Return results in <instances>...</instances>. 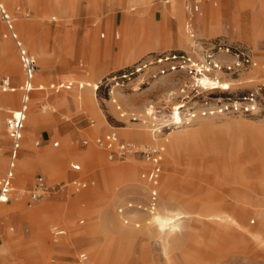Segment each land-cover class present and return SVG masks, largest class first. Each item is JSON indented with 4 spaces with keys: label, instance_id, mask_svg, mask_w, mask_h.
<instances>
[{
    "label": "rangeland",
    "instance_id": "rangeland-1",
    "mask_svg": "<svg viewBox=\"0 0 264 264\" xmlns=\"http://www.w3.org/2000/svg\"><path fill=\"white\" fill-rule=\"evenodd\" d=\"M193 1L198 39L243 46L256 62L220 73L217 89L197 86L186 72L156 75L155 65L114 79L162 51L189 49L184 0L180 16L164 0H4L36 58L38 88L31 92L36 120L28 103L12 198L0 211V264H264V0ZM8 32L0 17V82L10 75L17 88L0 91V177L10 147L7 119L21 107L24 82ZM69 82L71 89L49 88ZM94 83L102 84L93 90ZM251 90L263 97L258 113H200L207 103ZM175 111L183 122L163 126ZM156 125L163 128L155 134ZM110 131L139 148L165 145L157 212L166 202L172 220L164 226L153 221L155 213L137 212L129 223L119 213L127 201L147 199L142 173L149 164L139 154L110 159L94 142ZM37 175L52 189L33 200ZM75 179L95 183L77 190ZM56 228L65 233L56 236Z\"/></svg>",
    "mask_w": 264,
    "mask_h": 264
},
{
    "label": "built area",
    "instance_id": "built-area-1",
    "mask_svg": "<svg viewBox=\"0 0 264 264\" xmlns=\"http://www.w3.org/2000/svg\"><path fill=\"white\" fill-rule=\"evenodd\" d=\"M185 1V10L191 20L198 12L199 6L191 2V0ZM0 14L2 20L8 27L10 34L16 40L19 47L20 59L25 73V83L22 86L24 91L23 104L20 110L12 113L11 117L7 120V133L10 139L9 150V162L5 174L0 177V209L11 198L15 187V176L17 162L19 159V153L22 146L24 137L25 121L28 114L29 93L34 89L33 79L37 70L36 59L31 55L24 47L22 42L18 39V36L14 30L13 19L8 13L5 4L0 0ZM189 34L191 38V44L188 50L181 51H164L152 55L146 60H142L135 63L128 69L121 72L116 78L126 79L131 76L140 74L149 66L155 65L156 75H166L175 72H186L193 77L194 83L197 86H206L210 89H217L221 86L220 73L224 71L243 70L256 65L253 59L252 52L243 46L228 45L225 42L217 41L208 43L201 41L197 38L195 31L192 28L191 23L188 25ZM225 53L229 57L233 58V61L224 60L221 55ZM198 55H202L199 57ZM203 79H206L205 81ZM204 81V83H203ZM102 84V83H101ZM96 85V89L101 85ZM119 84V82H118ZM73 83L67 84L61 83L58 85H52L51 89L59 90L60 88L71 89ZM83 84L79 87L83 88ZM16 87L12 85L11 77L6 76L0 83V91L8 92L15 91ZM263 97L261 98L258 91H248L239 98H229L216 105H209L208 103L200 110V113L204 116L216 115V114H253L258 113L263 105ZM116 102V100H114ZM180 114V113H179ZM190 118L197 116V110L188 113ZM169 120V121H168ZM168 121L166 125L178 126L183 122L182 117L177 120L174 117L172 119H166ZM162 126L156 125L154 133H160ZM156 134V133H155ZM85 144L89 143V139H84ZM95 144L108 152L110 159L118 158L125 159L128 156L139 154L149 166L142 173V178L149 185V192L147 199L142 200H129L121 207H119V213L124 216L125 223H129L130 217L135 213H154L160 203V183L163 174V164L165 159L166 147L161 142H155L153 144L146 145L142 148L136 147L134 143L125 141L115 131H110L102 136L95 138ZM40 143L37 142V145ZM55 146L59 145V142L54 143ZM77 170L81 169L80 164H76ZM77 190L87 188L95 183L93 179H75L72 181ZM52 187L48 184L43 175H38L30 196L33 200L38 199L42 195L48 193ZM81 223L84 220L80 221ZM140 222L136 221L135 225L140 226ZM55 235H61L65 233L64 229L56 228ZM87 255L85 252L80 253L79 259L85 260Z\"/></svg>",
    "mask_w": 264,
    "mask_h": 264
},
{
    "label": "crops",
    "instance_id": "crops-1",
    "mask_svg": "<svg viewBox=\"0 0 264 264\" xmlns=\"http://www.w3.org/2000/svg\"><path fill=\"white\" fill-rule=\"evenodd\" d=\"M3 2H4V0H2ZM165 1V3H170L171 2V8H170V11H171V13H173L174 15H178V16H180L179 14H178V11L180 10V3L178 2V1H181V0H164ZM191 2L192 3H194V4H197L198 5V2H195V1H193V0H191ZM4 4H5V2H4ZM184 5H185V1H184ZM5 7H6V9H7V11H8V8H7V6H6V4H5ZM8 13L10 14V12L8 11ZM11 15V14H10ZM196 15V14H195ZM195 15H194V17H195ZM0 17H1V20H2V16H1V14H0ZM194 17L190 20L189 19V17H188V15H187V13H186V20H185V25H184V28H185V30H186V32L188 33V35H189V38H190V34H189V28H188V25H189V23H191V25H192V28H193V30L195 31V27H194ZM202 19L203 20H205L206 19V15L204 16V15H202ZM3 21V20H2ZM3 23H4V21H3ZM5 24V23H4ZM6 25V24H5ZM14 25V24H13ZM7 27V26H6ZM7 29H8V27H7ZM8 31H9V29H8ZM8 33H10V31L8 32ZM196 33V32H195ZM17 34V33H16ZM103 36H104V34H102ZM17 36H18V34H17ZM198 38V37H197ZM18 39H19V37H18ZM191 39V38H190ZM20 40V39H19ZM16 41V40H15ZM17 43V42H16ZM23 44V43H22ZM17 47H18V45H17ZM24 47V46H23ZM18 49H19V47H18ZM26 49V48H25ZM27 50V49H26ZM184 50V49H183ZM169 51H180V50H169ZM162 52H164V51H162ZM161 53V52H160ZM31 54V53H30ZM19 55H20V52H19ZM32 55V54H31ZM34 56V55H33ZM36 59V58H35ZM21 60V59H20ZM36 63H37V61H36ZM38 66V65H37ZM132 66V65H131ZM130 66V67H131ZM23 72H24V70H23ZM36 74V73H35ZM7 76H10V75H7ZM6 77V76H5ZM4 77V78H5ZM11 77V76H10ZM3 78V79H4ZM2 79V80H3ZM25 79H26V77H25V73H24V82H23V84H22V86L24 85V83H25ZM2 82V81H1ZM0 82V83H1ZM11 82H12V79H11ZM72 83V82H71ZM58 84H61V83H58ZM58 84H56V83H53V84H51V85H49V88L51 89V86L52 85H58ZM12 85H13V83H12ZM80 85V84H79ZM87 85H92V83L89 81V82H87ZM94 85V88H93V90L94 89H96V83H94L93 84ZM22 86L20 87V89L21 90H23L22 89ZM33 86H34V89L32 90V91H34V90H37V88H38V86H37V84H36V80H35V76H34V79H33ZM15 87V86H14ZM84 87V86H83ZM80 88V87H79ZM17 89V88H16ZM41 89H44V86H42V85H40V89L39 90H41ZM81 89V88H80ZM51 90H53V89H51ZM16 91V90H15ZM31 91V92H32ZM9 92V91H8ZM11 92H14V91H11ZM31 92L29 93V104H30V111H29V113L31 112V109H32V104H33V96H31ZM82 94L83 95H85V94H87L88 95V93H86L85 91L84 92H82V93H80V94H78V96H77V99L80 101V100H82ZM23 97H24V91H23V96H22V104H23ZM22 104H21V107H22ZM29 104H28V106H29ZM43 107L44 106H46L47 107V104L44 102L43 103V105H42ZM21 107L20 108H18V106L16 107V110L14 111V112H17L18 110H20L21 109ZM79 107V106H78ZM29 109V108H28ZM14 112H11V113H14ZM8 120V119H7ZM90 120V119H89ZM93 123V121H91L90 120V122H89V124H92ZM42 125V122L40 123V125L38 126V127H40ZM33 128V127H32ZM8 134V133H7ZM42 136H43V138H45V139H49V137H50V132L48 131V130H44L43 132H42ZM23 139H24V137H23ZM37 142H39V143H41V141L40 140H38V141H36L35 142V144L37 145ZM55 142H59V141H55ZM54 142V143H55ZM53 143V144H54ZM60 143V142H59ZM10 144H11V142H10ZM22 144H23V141H22ZM40 145V144H39ZM55 146V145H54ZM21 149H22V146H21ZM21 149H20V153H21ZM9 150H10V147H9ZM20 153H19V159H20ZM19 159H18V161H19ZM8 162H9V155H8ZM8 162H7V166H8ZM17 168H18V162H17ZM17 168H16V174H17ZM6 169H7V167H6ZM5 172H6V170H5ZM5 172H4V174H5ZM3 174V175H4ZM2 175V176H3ZM1 176V177H2ZM38 176V175H37ZM15 179H16V176H15ZM0 211H1V209H0ZM78 259H79V257H78ZM80 260V259H79ZM82 261V260H81Z\"/></svg>",
    "mask_w": 264,
    "mask_h": 264
},
{
    "label": "bare ground",
    "instance_id": "bare-ground-1",
    "mask_svg": "<svg viewBox=\"0 0 264 264\" xmlns=\"http://www.w3.org/2000/svg\"><path fill=\"white\" fill-rule=\"evenodd\" d=\"M32 48V47H31ZM36 51V50H35ZM38 51V50H37ZM37 53V55H41V52H36ZM204 81L206 80V79H203ZM204 81H203V83H204ZM16 90V89H15ZM1 106H3V105H1ZM44 107H46V106H44ZM11 112H14V111H12V110H10ZM33 111H34V108L32 107V114H33V117H32V120H36V116L34 115V113H33ZM174 115H175V119H179L180 118V116H179V112H177V111H175V113H174ZM43 160V159H42ZM173 195H174V193L172 192L169 196H167V198H172L173 197ZM177 198V197H176ZM177 200H179L180 202L178 203V204H180V203H182V204H185V199H177ZM163 213H159V212H157V210L154 212V213H152V214H147L148 216H152L153 214H154V216H153V221L155 222V223H157V224H159V225H161V226H164L167 222H170L171 220H172V217H170L169 215L170 214H167V212H168V206H166V202H164V204H163ZM167 211V212H166ZM179 211V210H178ZM177 211V212H178ZM181 211V210H180ZM136 214V213H135ZM182 214V213H181ZM185 215V214H184ZM172 216V215H171ZM174 217V216H173ZM183 217V216H182ZM176 222V221H175ZM171 224V223H170ZM174 224V223H173ZM175 226H177V225H174V227ZM163 228H165V227H163Z\"/></svg>",
    "mask_w": 264,
    "mask_h": 264
}]
</instances>
